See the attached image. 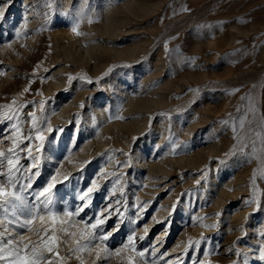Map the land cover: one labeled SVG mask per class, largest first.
<instances>
[{"label":"rangeland","instance_id":"1","mask_svg":"<svg viewBox=\"0 0 264 264\" xmlns=\"http://www.w3.org/2000/svg\"><path fill=\"white\" fill-rule=\"evenodd\" d=\"M25 14L27 32L17 37L15 27ZM76 19L79 35L71 30ZM0 73V104L14 96L29 102L18 109L24 134L27 113L41 115L42 98L43 126L50 123L63 130L59 158L49 156L47 138L52 134L45 131L41 175L32 191L60 167L71 176L53 193L55 206L62 210L74 207L75 190L101 168L113 174L107 180L96 177L101 188L87 217L81 214L88 219L107 203L119 201L122 227L106 242L113 253L132 232L137 249L148 250L138 264H167L180 256L188 238L200 239L202 233V246L210 255L204 257L192 247L181 257L183 264H198L192 253L213 264H230L237 255L229 249L256 246L264 210L246 220L251 206L244 201L251 195L255 170L264 204V0H12L0 20ZM9 128V122L0 123V149L5 151ZM62 155L68 160L61 164ZM27 162L22 154V181L28 175ZM2 163L6 168V159ZM114 223L109 220L106 228ZM209 224L216 226H205ZM145 225L148 232L141 240ZM69 231L75 228L69 225ZM24 234L37 238L26 230ZM61 235L68 239L60 245L64 255L75 237ZM97 244L103 246L97 241L82 254L84 264H122L114 254L97 259ZM164 252L169 256L163 257ZM75 257L68 256L67 264H79ZM240 260L243 264V256Z\"/></svg>","mask_w":264,"mask_h":264},{"label":"snow or ice","instance_id":"2","mask_svg":"<svg viewBox=\"0 0 264 264\" xmlns=\"http://www.w3.org/2000/svg\"><path fill=\"white\" fill-rule=\"evenodd\" d=\"M12 0H0V20L5 18L7 7L11 4ZM50 6V5H49ZM187 10V9H184ZM27 20L28 16L25 14L23 20L20 22L18 27H15V35L19 37L22 33L27 32ZM79 19H76L72 23L71 30L73 33L79 35L78 26ZM11 42H9L10 45ZM165 51L168 52V41H164ZM186 59L194 60L195 57H188ZM36 69H33L35 73ZM2 74V73H0ZM85 79V77H80ZM73 77L68 75V80L71 81ZM89 83L92 81L89 79ZM31 80L29 81V85ZM28 91L25 88L23 91L18 93V96H23L24 92ZM235 91V89H233ZM28 101H18L17 97L14 96L10 103L0 104V123L5 121L10 123L8 129L11 134L6 137L10 142L9 147L5 151L0 149V176L4 178V182H0V264H67L68 256L73 253L76 254V260L79 264H84L83 253L91 251V245L97 241L102 243L97 244L95 249L97 259H107L113 254L120 257L122 264H138L139 259L145 257V250H138L135 243L136 233L132 232L127 236V239L117 248L114 253L109 249L107 245L108 239L113 236L114 233L120 231L122 227V218L124 213L120 211L119 201L115 203L109 202L106 207H102L97 211H94L90 218H81L83 213L87 217L86 210L91 205L95 193L101 188L96 177H102L107 180L112 173H105L103 168L95 174V177L91 178L86 186H82L80 189L75 190V195L72 197L74 207L62 206V210H58L55 206L53 197L54 190L58 185H63L65 182L71 179L70 174L63 173L60 167H56L55 171L47 177L46 182L32 191L35 180L41 175V148L45 145V131L51 133L49 136L47 151L50 157L59 158L62 154V149L59 144V136L62 129L57 130L50 123L45 128L42 124L44 120L43 107L44 99L40 100L41 115H37L35 110L27 113L29 129L27 134H24L20 125V112L18 109L28 105ZM34 103V102H33ZM83 106V105H81ZM255 110L253 109V112ZM11 113V115H10ZM16 119V123H11L13 119ZM123 118V117H119ZM244 118H241V127H243ZM223 124H227V120L221 121ZM233 132L236 131L235 124L233 125ZM75 134H73L74 138ZM260 136V133H257ZM54 138H56L54 140ZM133 137V140H136ZM240 143L244 142L243 137L238 138ZM35 141V144H33ZM26 143V147L23 145ZM264 143V138H262ZM176 144H172L171 148L173 151L177 149ZM237 152L243 155H250L245 152V148L239 145H233ZM122 151V150H121ZM256 153L255 142H253L252 154ZM22 154H26L27 167L24 169L28 173L26 180H21L23 172L21 171L20 158ZM228 153L226 155H231ZM128 155L127 153L125 154ZM63 156V155H62ZM3 159L7 161V167L3 166ZM68 160L67 156H63L60 161L61 164ZM89 161H84L80 168L88 164ZM122 162L117 161V165L120 166ZM123 175V173H119ZM264 176V173L261 174ZM257 176L256 171L253 170L251 177V195L245 199V205L251 206V211L245 214V219L251 215L264 210V204H262L261 197L256 184ZM119 183V181H117ZM196 183H199L197 181ZM25 185H27L28 192H25ZM123 192V189H121ZM114 196V193L111 194ZM183 195V193L181 194ZM31 196L29 200L26 197ZM63 199V197H60ZM103 200L109 201L110 196L102 197ZM180 197L173 202L171 208L172 211H176L177 203ZM138 206V205H134ZM144 211V208H140V212ZM215 215L220 216L221 213L217 212ZM79 218V219H77ZM193 221L197 220L198 217H192ZM109 220H115V223L111 229H107L106 225ZM155 220V217H153ZM38 221V223H37ZM76 221V223H73ZM90 221V222H89ZM159 221H157L158 223ZM77 224L82 227H77ZM69 225L75 228V231H69ZM206 227H215V224L205 225ZM8 227L13 228L12 232H9ZM19 230L20 234H17ZM25 230L28 233H35L37 238L34 240L30 235L24 234ZM167 231V229L165 230ZM148 232V226L145 225L144 232L141 233L140 239L143 240ZM99 233V235H98ZM61 234H66L67 237H75L72 246L67 249L64 255H61L60 245L61 243H68V239L64 238ZM248 233L242 232L241 236L247 235ZM255 235L259 238L256 246L247 250H241L240 248L229 249L231 253L233 250L237 255V259L230 261V264H241L240 257L243 256V264H253V260L249 257L252 256L255 264H264V226H262ZM205 239L203 233L200 239L188 238L184 242L183 249L180 256H177L174 260L170 259L167 264H183L181 257L187 255L190 248L197 247L203 252L204 257H208L211 250L202 246V241ZM6 240V242H5ZM159 241V237L157 238ZM152 253L155 255L157 249L155 245L151 248ZM106 254V255H105ZM193 259L198 260V264H213L209 259H200L196 253H192ZM169 253L164 252L163 257H168Z\"/></svg>","mask_w":264,"mask_h":264}]
</instances>
